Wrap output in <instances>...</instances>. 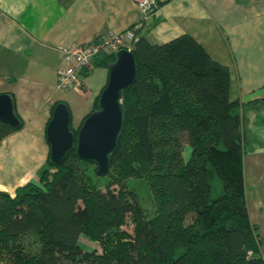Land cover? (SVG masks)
I'll return each mask as SVG.
<instances>
[{"label": "trees", "instance_id": "1", "mask_svg": "<svg viewBox=\"0 0 264 264\" xmlns=\"http://www.w3.org/2000/svg\"><path fill=\"white\" fill-rule=\"evenodd\" d=\"M134 35L135 77L122 92L106 174L77 157L74 140L60 165L47 157L35 180L0 190V264H264L247 211L243 115L229 98V68L187 34L159 44ZM113 60L99 56L95 67ZM99 95L76 128L70 122L74 137ZM15 115L18 126L0 121V143L22 127ZM132 182L148 190L151 213ZM128 217L131 232L122 228ZM81 235L100 251L83 250Z\"/></svg>", "mask_w": 264, "mask_h": 264}, {"label": "crops", "instance_id": "2", "mask_svg": "<svg viewBox=\"0 0 264 264\" xmlns=\"http://www.w3.org/2000/svg\"><path fill=\"white\" fill-rule=\"evenodd\" d=\"M132 27L157 44L187 34L229 68V98L243 115L247 211L264 256V105L251 104L264 100V0H157L146 19L135 0H0V94L13 97L23 121L0 143V190L13 193L37 178L49 155L53 105L65 103L70 121L74 109L76 128L100 93L89 88L95 75L102 88L107 82L99 66L84 77V92L57 88L63 49Z\"/></svg>", "mask_w": 264, "mask_h": 264}, {"label": "water", "instance_id": "3", "mask_svg": "<svg viewBox=\"0 0 264 264\" xmlns=\"http://www.w3.org/2000/svg\"><path fill=\"white\" fill-rule=\"evenodd\" d=\"M108 65V78L100 92L98 109L92 111L81 123L76 137L70 128L67 105L58 103L46 126L49 143V162L60 165L75 144L79 159L95 163L96 174L103 176L109 166V156L114 152L122 128V92L133 82L136 72L135 60L130 50L120 49ZM0 121L18 126L13 102L8 94H0Z\"/></svg>", "mask_w": 264, "mask_h": 264}, {"label": "built area", "instance_id": "4", "mask_svg": "<svg viewBox=\"0 0 264 264\" xmlns=\"http://www.w3.org/2000/svg\"><path fill=\"white\" fill-rule=\"evenodd\" d=\"M144 19L153 15L157 0H135ZM135 27L122 33L107 32L94 40L63 49L61 64L56 69V86L82 93L85 90L84 77L95 67V60L102 55H114L120 49L131 51L135 38ZM264 259V256H262Z\"/></svg>", "mask_w": 264, "mask_h": 264}, {"label": "rangeland", "instance_id": "5", "mask_svg": "<svg viewBox=\"0 0 264 264\" xmlns=\"http://www.w3.org/2000/svg\"><path fill=\"white\" fill-rule=\"evenodd\" d=\"M102 80L100 79V77L96 74L94 77V81L92 82V85H89V88L92 90H96L97 92H100V90L102 89ZM95 86H97L95 88ZM98 88V89H97ZM74 91V90H72ZM76 92V91H75ZM94 98L91 100V105L93 102ZM73 108V107H72ZM75 118V112L74 109H72V117H71V123H73V119ZM189 154V149H184V157L187 158ZM132 185L135 188V191L138 195V200L144 210V212L146 214L151 213L152 212V202H151V196L148 192V190L146 189V187L142 184H140L139 182H132ZM21 186V185H20ZM123 229H126L127 231L131 232L132 228H133V223L131 222L130 217L127 218L126 222L123 224L122 226ZM79 245L81 246V248L83 250L86 251H93V250H97L100 251V248L98 246V244L94 241H92L91 239H89L88 237L81 235L79 237L78 240Z\"/></svg>", "mask_w": 264, "mask_h": 264}]
</instances>
